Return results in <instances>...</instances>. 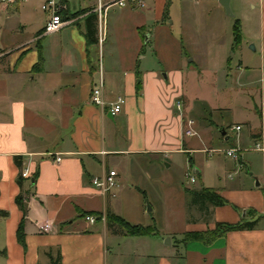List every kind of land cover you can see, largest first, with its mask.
<instances>
[{"label":"crops","instance_id":"crops-1","mask_svg":"<svg viewBox=\"0 0 264 264\" xmlns=\"http://www.w3.org/2000/svg\"><path fill=\"white\" fill-rule=\"evenodd\" d=\"M60 1L66 6L63 19L67 24L54 34H46L50 14L42 7L47 0H0V51H8L4 53L7 55L9 49L15 50L9 57L13 73L0 70V85L12 90L15 88L10 84L16 81L17 90L28 88L29 93L20 96L18 92L14 99L9 90L0 112V210L9 213L8 218H0V252L6 251V255H0V264H52L48 257L51 250L54 255L61 251V264H264V222L255 230L229 232L211 244L185 240L186 234L214 230L217 223H239L249 210L264 216V151L257 148L258 144L264 148V122L259 110L236 123L242 130H235L236 137L229 147L238 150L239 167L247 169L248 177L242 176L235 183L229 175L222 186L215 188L239 210L231 205L213 208L209 222L188 221L183 232L139 222L129 223L151 227L152 233L132 236L109 229V211L126 219L116 193L104 196L93 185L94 179L116 171V187L123 190L124 176L151 179L150 164L165 160L167 167H172L174 158L182 153L188 154L193 164L192 155L199 150L189 147L192 137L184 135V115L177 108L184 94L183 76L174 73L178 92L164 91L169 78L141 63L150 42L147 28L137 26L138 45L128 62L117 59L107 66L104 55L110 24H106L105 14L110 13L111 4L117 0ZM151 1L161 3L155 10L159 22L167 0ZM127 3L121 7L130 8L132 13L147 7L146 0ZM233 6L239 16L236 24L251 19L254 24L251 47L259 59L255 68L258 81L254 82L259 84V97H255L254 107H260L264 98V0H231ZM245 6L250 7V13L243 9ZM101 7L105 14L100 21ZM89 23L98 29V44H88ZM6 32L15 34L8 46L1 41ZM243 49L242 35L239 50ZM247 68L243 67L240 73ZM68 75L73 77L72 84L65 86L63 82L48 88L44 98L33 89L39 81ZM101 81L106 109L92 101L93 89ZM119 98L125 103L114 115L112 103ZM207 131L206 127L200 134L195 131L193 137L199 135L201 142L208 145ZM227 136L228 133L222 135L223 142L229 141ZM16 156L24 158L23 171L28 170L31 176L24 178L23 189L18 183L21 169ZM38 169L40 174L34 185L32 180ZM195 173L200 175L202 170L196 169ZM22 191L24 209L17 203ZM88 215L96 216L97 223H90ZM25 217L23 246L18 231ZM47 225L50 229L43 230Z\"/></svg>","mask_w":264,"mask_h":264},{"label":"rangeland","instance_id":"rangeland-1","mask_svg":"<svg viewBox=\"0 0 264 264\" xmlns=\"http://www.w3.org/2000/svg\"><path fill=\"white\" fill-rule=\"evenodd\" d=\"M130 2L131 0L127 4ZM164 5L163 17L159 22L155 10L156 6L159 9L161 3L151 0H146V8L136 9L133 13L129 12L128 7L113 6L110 13L105 14L103 7L105 22L110 24L105 61L107 66L117 59L128 62L137 49V26H145L151 40L145 46L146 59L141 61L143 67L155 69L163 77L169 78L164 91L178 92L179 85L174 80V73L176 76H183L184 94L178 102H182L183 106L181 112L184 115V135L186 136L187 120L193 119L196 122L194 130L199 134L205 127L208 129L210 144L204 145L199 135L189 138V147L199 150L192 155L195 159L193 164H190L189 155L184 153L174 158L172 167H167L168 161L165 160L155 165L150 164L148 173L151 179L140 175L132 179L129 175L124 176V189L115 187L112 192L116 193L115 199L121 205L122 217L131 224L139 222L144 226L157 225L164 230L173 228L183 232L191 216L202 217L196 209L189 208L193 199L191 191L203 188L215 190L222 186V181L225 182L229 175L233 176V180H229L235 183L242 176L248 177L247 169L240 168V161L229 157L226 150L236 137L233 126L237 122H244L249 118L250 112L254 114L258 110L263 121L260 107H254L255 97H259V84L254 83L258 81L259 75L255 68L258 67L259 59L251 47L254 45L252 19L250 22L240 23L244 49L239 50L242 42L239 44L234 40V26L239 18L237 7H231L233 15H229L224 8H220L217 0H167ZM150 7L152 10H149ZM243 9L251 12L249 6ZM74 10L72 7V11ZM13 36L15 34L8 32L2 34L3 45L8 46ZM5 52L0 51V55H5L0 58V70L13 73L9 57L15 50L9 49L7 55ZM102 57L101 54L100 59ZM96 66L98 68L99 63ZM243 67L248 68L245 73H240ZM72 78V75L61 79L47 78L39 81L33 89L44 98L48 88L59 86L63 82L65 86L72 84ZM10 85L15 88L9 89L10 92L5 85H0V112L4 106L2 103L9 98L7 92L14 99L18 97V92L20 96L29 94L28 88L21 92L17 90L16 81ZM224 126L228 142L222 140ZM203 149L207 150L200 151ZM196 169H201L202 174L197 175ZM192 177L196 178V182H192ZM57 255L58 252L54 256Z\"/></svg>","mask_w":264,"mask_h":264},{"label":"trees","instance_id":"trees-1","mask_svg":"<svg viewBox=\"0 0 264 264\" xmlns=\"http://www.w3.org/2000/svg\"><path fill=\"white\" fill-rule=\"evenodd\" d=\"M62 16L63 13H62ZM88 44L89 45H95L99 43L98 39V29L94 24L89 23L88 25ZM234 33H235V41L236 43L242 42V33L240 28V23L237 22L236 26L234 27ZM142 88V82L141 79L138 80L137 89L140 91ZM15 162L21 169V174L18 178V183L23 189L25 179L23 177V163L24 158L22 156H16ZM40 174V170L36 172V175L34 176L32 182L35 185L36 180ZM192 194V204L189 207L191 209H196L198 213L202 216L201 218H193L192 216L189 218L190 223H196L200 220H203L204 222H209L212 218L213 208L218 207H225V206H233L236 210H239L236 206L232 205L227 199H225L218 191L214 189H206L203 188L202 190H196L191 191ZM25 193L22 191L20 196L17 198L18 205L24 209L25 208ZM9 213L6 211L0 210V218H8ZM26 217L24 218L22 224L20 225L19 231H18V238L19 242L25 246L26 245V235L24 230V224H25ZM264 222V216L260 215L255 210H249L246 214V216L242 219L241 222L236 224L231 223H217L216 229L206 232H195V233H188L185 235V240H198L205 244H211L213 243L217 238L220 236H223L229 232L234 231H246V230H255L256 228H259L262 226ZM107 223L110 230L113 232H121L122 234L126 235H132V236H145L150 233H152L151 227H143V226H133L123 218L116 216L115 214L111 213L110 211L107 214ZM0 255H6V251L0 252ZM48 257L51 260L52 264H61L62 262V254L61 251H58V255L55 257L53 255V251L48 252Z\"/></svg>","mask_w":264,"mask_h":264},{"label":"built area","instance_id":"built-area-1","mask_svg":"<svg viewBox=\"0 0 264 264\" xmlns=\"http://www.w3.org/2000/svg\"><path fill=\"white\" fill-rule=\"evenodd\" d=\"M3 2H6L8 0H2ZM130 0H117L111 4V6H126V3ZM43 10L50 14V21L46 25L45 33L46 34H54L58 31H60L67 22L63 19L62 13L65 11L66 6L60 1V0H47V2L43 5ZM100 13V21L102 20L103 15V8L101 7L99 10ZM102 41V40H101ZM92 101L94 104L98 105L99 107H102L103 109H106L108 106L105 93H104V83L101 81V83L96 86L93 89L92 93ZM125 103L123 98H119L116 103H112V114L116 115L119 114L122 105ZM178 110L182 111L183 106L182 102L177 103ZM260 112L264 121V98L262 99L261 105H260ZM195 121L194 120H187V130H186V136L193 137L196 135V132L194 130ZM234 130L241 131L242 126L238 125L233 128ZM257 148L259 150L264 151V148L258 144ZM227 155L229 157H232L236 160L239 159L238 150L237 149H229L226 151ZM117 172L116 171H109L107 172L103 177L97 178L93 180V185L98 188L101 193L104 196H108L110 193H112L113 189L117 185ZM23 177L24 178H31L30 173L28 170L23 171ZM192 182H196V178H191ZM90 223H97L98 218L94 215H88L86 218ZM106 218L103 217L102 220H105ZM43 230L48 231L50 229V226L47 225L45 227H42Z\"/></svg>","mask_w":264,"mask_h":264},{"label":"water","instance_id":"water-1","mask_svg":"<svg viewBox=\"0 0 264 264\" xmlns=\"http://www.w3.org/2000/svg\"><path fill=\"white\" fill-rule=\"evenodd\" d=\"M219 3H220V5L227 11V13L229 14V15H233V13H232V8H231V0H219ZM151 39H150V36H148L147 37V42H149ZM226 131L224 130L223 132H222V135L223 136H226ZM27 209H28V204H26V212H27ZM150 212L152 211V209L150 208V210H149ZM244 214H246V213H244Z\"/></svg>","mask_w":264,"mask_h":264}]
</instances>
